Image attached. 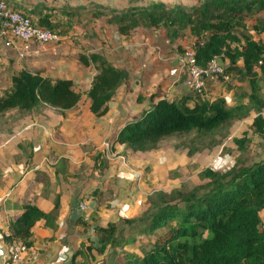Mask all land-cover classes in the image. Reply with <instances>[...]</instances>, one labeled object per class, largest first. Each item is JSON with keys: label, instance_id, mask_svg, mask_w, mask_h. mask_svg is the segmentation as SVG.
Masks as SVG:
<instances>
[{"label": "trees", "instance_id": "16d2710c", "mask_svg": "<svg viewBox=\"0 0 264 264\" xmlns=\"http://www.w3.org/2000/svg\"><path fill=\"white\" fill-rule=\"evenodd\" d=\"M7 1L29 16L35 25L62 36L74 29L75 21L68 10H44L20 0ZM263 12L264 0H203L190 7L153 2L121 11L95 9L96 17H104L108 23L117 25L121 34L145 25L163 29L172 43L196 39L199 64L205 65L215 55H224L221 60L228 77L219 75L215 80L225 81L236 73L249 81V90L235 95L232 105L225 96L209 97L205 90L189 89L170 96L161 89L148 96L137 93L140 104L136 106V113L125 117L112 145L124 143L135 151H148L167 135L214 132L230 127L251 112L255 113L253 132L264 135ZM255 14L261 16L249 24L248 18ZM251 30L260 36L255 38ZM202 39L204 42L200 43ZM174 47L184 52L183 44L178 42ZM81 62L96 70L85 90L77 87L71 77L44 73L41 69L13 70L10 84L0 89V115L16 113L25 117L50 107L65 112L79 104L85 94L89 98V110L99 121L111 108L116 91L127 83L129 71L100 52L81 56ZM243 98H247L246 102ZM246 136L245 133L242 138L234 139L240 148L249 142ZM201 174L209 177L203 184L148 196L147 204L140 208L142 215L137 218L119 213L117 216L128 224L126 228L115 221L103 224L93 211L89 214L83 210L81 201L90 198L92 193L76 192L69 205L66 221L70 226L65 236L75 233L78 229L75 227L86 224L85 252L73 249L71 254L70 250L46 261L39 258L35 263L28 256L23 263L57 264L60 260L64 264H85L82 263L85 256L92 258L94 251L104 253L114 246L124 252L122 258H116L111 264H264L261 213L264 156L251 163L237 161L226 171L205 168ZM100 191L98 187L92 190L93 193ZM60 208L59 197L51 211H44L35 203L26 204L23 212L10 221V233L5 239L8 243L18 239L30 249H38L33 226L40 220L53 221ZM93 219L96 222L91 223V228L89 221ZM61 239V244L71 247V239ZM49 240L45 239V244Z\"/></svg>", "mask_w": 264, "mask_h": 264}, {"label": "rangeland", "instance_id": "374dc122", "mask_svg": "<svg viewBox=\"0 0 264 264\" xmlns=\"http://www.w3.org/2000/svg\"><path fill=\"white\" fill-rule=\"evenodd\" d=\"M20 1L28 5L30 4L32 7H37L38 9H65L73 15V20L75 21L74 29L68 34H63V38L60 42L61 44L57 43L56 45L58 46L55 47V49L58 55L63 54V61L68 62L71 67H67V69L76 72L74 71L75 68L78 66H85L81 62V56H88L91 52H103L109 49L110 46L113 47L112 44L118 46L119 43H121L116 39L119 33L115 29L116 25L108 23L104 17H96L93 13L95 9H101L107 12L108 9L121 11L131 6L145 7L153 2H163L166 4L179 3L185 7H190L203 0ZM261 14H264V12ZM261 14L250 16L248 18L249 24L254 23ZM138 30L143 33L145 39L149 37L151 40L150 42H153V45L148 46L151 51L157 48V46H154L156 44L153 33L155 32L157 35L163 33L165 36V31L163 29L156 30L153 27L145 25L136 27L130 34L134 35ZM250 32L255 38L260 36L253 30ZM130 42L132 44L136 43L134 40ZM165 44L169 46L168 43L165 42ZM129 47L136 51L134 45ZM171 48L173 49V46ZM29 57L32 56L26 58ZM26 58L18 61L12 54H9L5 59L0 60V89L10 84L13 70L40 69H35L33 67L27 68ZM51 62L55 68H59V63H61L62 60ZM16 63L19 67H15ZM41 70L44 71L45 69ZM164 76L166 75L157 74L154 76L155 78L148 84L149 87H146L144 90L147 96L160 88V83ZM131 77L132 74L129 72L130 80ZM75 81V85L81 90L87 89L88 78H86L85 82L81 79L78 80L77 76ZM213 83L211 88L208 89L206 86V88L203 89L206 91L207 96H225L228 98L230 105L233 104L235 95L249 90L248 78H243L236 73H233L231 78L225 79V81L217 79L215 82L213 81ZM132 89V87H129L130 91ZM134 89L137 93L144 92V88L141 91L139 88ZM262 89L264 90V87ZM162 92L164 91L162 90ZM178 92L181 93V91ZM178 92L170 91L168 94L170 96ZM136 96L135 94V96H128L125 98L122 89L117 90L111 108L98 121L103 122L98 124L99 127L96 134L95 132L88 131L75 139L72 137H67L65 139L69 146L70 153L74 158L68 160L76 164L69 165V183L76 182L81 184L89 178L94 181V188L98 187L101 191L95 193L91 191V197H87L82 200L81 203L86 205L83 210L89 212V214L93 211L92 213L94 216L97 215L98 218H101L103 224L115 221L126 228L128 224L123 221L124 219L122 217L119 218L117 215L119 213L124 216L135 215V218L141 216L142 212H140V208L147 204V198L151 194L160 191L169 192L174 188L190 189L209 180L208 176L204 177L201 174L205 168L226 171L237 161H240V163H251L264 156V135L254 133L251 127L253 117L255 116L254 112H251L250 115L243 119L236 120L230 127L219 128L214 132L197 133L196 131H191L189 133L167 135L161 138L155 144L154 148L148 151H135L124 143H118L115 147L113 146L112 149L107 151L104 141L108 140L112 142L117 135L112 131V129H114L113 126H110L111 119L114 116L122 115V112L126 113V117L135 114L136 106L140 104ZM85 100H87V96L83 94L79 102L80 106H82L80 108V114L83 116L91 115L87 111ZM246 100L247 98H243L244 102H246ZM33 115V113L27 114L25 117L16 113L0 115V143L5 138H10V140L5 141L6 145H15L17 142L20 144V139H12V136L18 134L17 131L20 125H23L28 119L33 118ZM104 122L106 124H104ZM93 127L96 126L93 124ZM51 132L54 136L53 131ZM245 133L247 134L246 137L250 140L246 142L245 148H240L234 139L242 138ZM2 148L3 147H0V161L4 162L8 160L7 158L11 155L10 152L12 149L9 148V151H6ZM83 163H85V166H83ZM77 190H79V188H77ZM261 213L262 219L264 220V209ZM89 222V225H91V223L94 224L96 220L93 219ZM82 226V228L79 227L77 229L75 238L73 235L74 244H71V247L61 244V238L63 237H60L61 234H58L52 238L50 237L49 242H47L45 246L36 249L40 252L39 257L29 256L30 258L28 259H31L32 263H35L40 261L39 258L46 261L51 257L63 255L70 250L71 254L73 249L85 252L88 238L85 233L86 229L84 230L86 224ZM127 229L126 234L129 233ZM68 236L64 235L66 238H69ZM52 246L54 248H51ZM123 252V249L114 246L104 253H97L94 251L93 257L90 258L89 256H85L82 263L111 264L116 258H122ZM80 257L79 255L78 259H80ZM58 263L64 264L60 260ZM24 264H28L27 261Z\"/></svg>", "mask_w": 264, "mask_h": 264}, {"label": "crops", "instance_id": "0c3cea01", "mask_svg": "<svg viewBox=\"0 0 264 264\" xmlns=\"http://www.w3.org/2000/svg\"><path fill=\"white\" fill-rule=\"evenodd\" d=\"M115 29L117 30V25ZM117 35L116 39L121 43L118 46L112 44L113 47L110 46L109 49L103 52L111 61L127 69L132 74L133 78L131 77V80L128 79L127 83L119 87L125 94V98L137 95L134 88H139L140 91L144 88V91L157 74L166 75L161 80L159 88L165 93L170 91H181L182 93L189 90L185 84V73L180 65L181 48H174L178 42L182 45L184 39L172 43L163 33L157 35L154 32L153 38L156 44L154 46H157V50L151 51L148 46L153 45V42H150L149 37L145 39L140 30L136 31L134 35L130 33H118ZM133 40L136 43L132 44L130 42ZM131 45L136 47V51L129 47ZM57 46L56 44H49L40 54L26 58V67L45 69L44 73L56 76L71 77L74 83H76L77 76L78 80L81 79L85 82L88 78L86 86L88 88L96 70L86 65L75 68L74 71L76 72L67 69L70 66L68 62L63 61V54L58 55L56 53L55 47ZM9 54H12V52H8L0 46V60L5 59ZM12 56L14 55L12 54ZM55 60H62L59 63V68L53 66L51 61ZM15 67H19L17 63ZM213 81L216 80L214 79L208 83V89L211 88ZM129 87L133 89L130 91ZM143 93L145 94V91ZM85 103L87 111L91 115L83 116L80 114V108L82 107L80 103L65 112L50 107L42 113L34 114L33 118L20 125L17 131L18 134L12 136V139H20V144L17 142L15 145H6L5 141L10 140V138H5L0 143L2 149L6 151H9V148L12 149L11 155L7 158L8 160L0 161V264H11L7 260L8 241L5 236L10 233V221L16 219L23 212L26 204L35 203L44 211H51L54 208L56 198H60L61 208L57 217L51 222L40 220L32 228L35 243L38 248H41L45 246V239H49L52 235L61 234L60 237L67 235L70 224L66 221V218L74 194L76 192L90 193L94 189L95 184L91 178L81 184L69 183V165L76 164L68 160L74 158L65 139L67 137L75 139L88 131L96 134L98 124L103 122H98L89 110L88 97ZM125 114L122 112V115L114 116L111 119L110 126L114 128L112 129L113 133H118L125 120ZM93 124L96 127H93ZM104 124L106 123L104 122ZM51 131H53L54 136ZM83 166H85V163H83ZM75 228H79V226ZM75 233L69 235V240L73 239L72 244H74V238L76 237ZM32 249L36 250L37 248ZM36 251L38 252V250ZM39 255L40 252H38L36 258Z\"/></svg>", "mask_w": 264, "mask_h": 264}, {"label": "built area", "instance_id": "2783aa9c", "mask_svg": "<svg viewBox=\"0 0 264 264\" xmlns=\"http://www.w3.org/2000/svg\"><path fill=\"white\" fill-rule=\"evenodd\" d=\"M62 38V35L49 28L35 25L29 16L14 9L7 0H0V46L12 52L17 60L38 55L49 44L60 43ZM203 42L204 39L200 40V43ZM196 44V39L184 41L180 65L188 88L202 91L209 80L219 75L228 76L225 63L221 60L224 55H215L205 65H201L197 61ZM104 145L107 151L113 148L112 142L108 140L104 141ZM80 207L84 209L86 205L81 203ZM37 254L35 249H30L18 239H12L7 245V260L11 264H22L28 256Z\"/></svg>", "mask_w": 264, "mask_h": 264}]
</instances>
